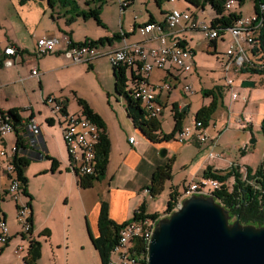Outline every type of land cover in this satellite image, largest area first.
<instances>
[{"label": "crops", "instance_id": "obj_1", "mask_svg": "<svg viewBox=\"0 0 264 264\" xmlns=\"http://www.w3.org/2000/svg\"><path fill=\"white\" fill-rule=\"evenodd\" d=\"M10 1H12L14 6L12 16L7 12L0 15V110L6 112L9 110H16V114L19 118L17 123L19 125L12 133L8 134L0 141V148L4 147L6 150H9L11 146L16 143L17 137H20L22 141V152H19L17 155L27 160V164L23 169V175L27 179L30 177L34 178V180L39 177H44V183L46 184L44 185L41 183L40 187L34 190L27 182L26 190L31 196L29 205L32 218V233L22 238V231L20 233V231L17 232L18 229L12 231L8 229L10 233H8L9 241L6 246L13 242L15 247L22 245L27 248L30 238L39 241V235L45 236L46 234L47 236L43 239L44 242L53 241V237H56L58 241L56 239L57 242L55 241V243L59 246L68 248L73 244L75 247H80V249H88L95 252L96 250L93 248L88 235L91 233L93 238L99 236L97 221L102 203L106 204L108 217L117 224L129 221L136 207H139L142 203L146 204L145 210L149 212L147 207L149 206V201L153 198L148 196V194L144 192V189L149 184L153 170L166 163L170 155H172L171 157H176V154L178 155L183 151L189 154L193 153L195 158H197L198 155L196 153L200 151L202 154L199 153V163L196 165V174L200 173L201 176L203 169L206 167L217 170L214 166V160L209 158L210 151L208 150V144L211 142H205L203 145H200V143L195 140L179 143L175 139H169L167 141L155 143L142 136L141 131L134 127L131 119L128 118L129 116L124 106V99L114 94L113 68L107 73L108 78L111 79L113 83L112 90L109 89L108 85L104 86L98 81L99 86L96 87V91H92V94L88 98L80 95L77 91L78 89L70 85L69 79L74 72L75 74L82 71L94 72L98 79L103 78L102 74L105 72L102 68V63L105 64L104 61L109 63L106 53L112 48L116 49L123 44L130 45L134 43H141L146 47L156 45L158 41L155 35L140 34L135 28L142 23L148 22L150 18H152L154 22H163L166 13L171 9H163L161 5L158 7L153 0H142L145 2V16L133 15L131 21L128 22L127 28H124L122 22V26L118 27V30L111 32H109L105 27L106 25L103 24L104 29H106V34L101 37L98 36L97 38L84 35L82 38L75 37L72 26L78 22L79 17L75 18L71 24H67L66 17L68 14L64 12L57 17L56 31H47L45 32V36H54L59 40L62 34H66L69 36L72 43H78L82 41L89 42L90 40L110 36L112 32H119L120 29L127 34L111 43H104L103 45L97 44L98 50L102 53V56L96 57L89 62L73 63L68 56L62 52V45L58 41L54 51L37 56L36 60L23 59L21 56L14 57L12 58L13 65L8 68L2 65V60L6 57L2 54V49L9 44L15 46L19 50H23L25 53H33L36 48V40H34L33 33L35 30L34 27L38 23L39 18H43L45 15L43 2L32 0L21 5L17 0ZM134 1L135 0H133V2ZM148 1H150V4L153 3L157 6L159 9L158 14L147 9ZM133 2L124 9L119 7L120 13L124 14L127 8L133 6ZM27 4H35V7H33L34 9ZM185 9L186 7L184 10ZM61 18L64 25L61 23ZM20 21L23 23L22 25H24L25 29V32L22 33L17 29V23ZM181 26L182 29L176 32L175 36L181 39L185 46H188V42L182 34V32L188 28H186L184 23H182ZM131 27H134L132 32H130ZM218 38L221 42H226L227 45L229 40L228 34H222ZM216 45L217 39H215L213 49H215ZM191 62L192 65H194V62ZM33 67L37 68L36 71L39 76H29L30 70ZM136 72L135 69L125 68L124 75L125 77L127 76L129 80L132 73ZM176 73L180 72L173 69V67H168L165 70L154 69L149 73L146 80L147 84L149 83L155 89V92H149L148 94L155 102L159 103L161 107L166 108L169 106L172 108V106H174L178 111L184 109L186 111V117L190 111L193 112V117L190 121L187 123L186 120L181 121V129H183L193 121L195 116L194 111L196 112L199 107L208 105L212 97L207 96L203 98L196 92L187 94L181 87L178 88V85H174L173 88L172 85L167 89L160 88L164 84H170V79L179 83V76ZM139 75V73H136L135 77ZM239 77V84L241 86H243L242 82L247 80L253 82L252 86H254L255 83H259L264 87V76L261 74L243 73ZM66 86L68 92L73 94L74 99L77 100V98H82L89 108L98 115L103 123V128L101 127V131V129L95 125L96 129L100 133L102 132L109 141L108 161H106L104 175L98 180L93 181L92 185L85 189L79 187V174L71 172L68 168V156L61 135L60 116L55 111H53V113L49 106L42 103L43 98L47 95H52L62 102L67 113L83 114L78 104L74 112L68 110L67 102H65L67 100L65 98L67 95L63 93ZM224 87L228 89L226 86ZM204 90H208V88L203 89L202 87L200 93ZM232 91L237 93L234 88ZM103 92L107 95L105 102L101 100V93ZM239 98L240 96L238 93L235 99H232L229 94V105L226 111L221 113V118L224 119L226 112H228V115H230L231 118L233 116L235 119L233 123L236 126L252 131V116L244 112L234 115L231 111L232 105H234ZM241 99L244 103L247 102L245 97ZM192 104H195V106L192 107L193 109L191 108ZM256 114H258L259 120L263 119L264 107L263 109H257ZM28 118L33 119L40 126V137L36 145H30V143L27 142L29 134L24 124ZM221 118L216 115L211 117V119L208 120L206 130L207 127H211L216 134H219L220 130H216L217 125L221 123L222 126L226 127L229 122L228 120H230L228 119L226 122H223ZM258 127L260 129V121ZM160 131L164 133L161 129V125ZM215 133L212 135H215ZM251 140H254V142L256 141L250 138L249 143ZM194 146L198 148L195 149ZM174 147L175 150L173 149V152L171 148ZM170 151H172V154H170ZM46 155L57 161L54 172L50 170L51 161ZM185 166H187V164ZM185 166L183 164L184 168H186ZM3 173L0 159V218L3 219L4 222L9 223L6 220L7 215L4 214L3 207L1 206V203L5 200V196L8 195L6 189L9 185V181ZM172 186L174 187V185L169 187ZM169 191L170 188L168 189V193ZM177 191L179 192L178 189ZM26 198L28 201V197ZM13 233L15 235H13ZM68 235L74 236L71 243ZM40 243L42 249V242ZM2 251L3 250L0 249V254ZM16 260L24 264L23 258L18 259L16 257Z\"/></svg>", "mask_w": 264, "mask_h": 264}, {"label": "built area", "instance_id": "obj_2", "mask_svg": "<svg viewBox=\"0 0 264 264\" xmlns=\"http://www.w3.org/2000/svg\"><path fill=\"white\" fill-rule=\"evenodd\" d=\"M174 1V0H170ZM133 0H119L121 9H124ZM234 0H226L224 8L229 11L232 8ZM203 11V9H200ZM192 13L186 8L185 10H177L172 8L165 15L163 22H146L137 26L135 29L140 34L155 35L158 43L151 47L143 46L141 43L123 44L116 49H110L106 55L109 63L113 67H125L128 69H135L136 73L149 74L154 69L165 70L168 67H173L176 71L189 74L192 70L191 59L193 57V51L185 46L183 41L176 38L175 34L182 29V23H189V30H198L203 33L204 37L209 41L217 39L222 34L226 33L229 36L228 43L224 50L225 59L221 61V68L224 72L225 86L230 89V95L232 99L237 97V93L233 92V88L236 82L239 83V79L229 76L230 73L240 74V69L244 65L251 66V58L249 53L253 46H255L258 35L264 26V14H254L253 16H240L237 18L231 26L219 28L217 26H207L204 22H197ZM134 30L131 27L130 32ZM119 33L123 31L120 29ZM69 36L62 34L58 40L54 36H43L36 39V48L33 53H25L23 50H19L13 45H6L2 49V54L6 57L2 60L4 67H11L13 65L12 58L21 56L23 59L36 60L37 56L50 53L54 51L56 44L61 43L62 52L68 56L73 63H85L90 60L102 56V53L98 50L97 45H72L69 41ZM182 43V44H180ZM142 56L145 60V68L136 67L131 64V57ZM36 67L30 70L29 76H39L36 71ZM132 73L129 78L132 84L129 87L132 90L133 96H139V104L144 111L145 118H158L161 114V105L157 102L147 100V92H155V89L148 83L142 84L135 81V74ZM160 88H168L167 84H164ZM183 91L188 94L192 91L191 87L184 85ZM42 103L51 108V111H56L60 116L61 123V135L64 142L66 154L68 156V168L71 172L79 174V176H88L90 174H97V168H95V146L96 141L93 136L95 125H90L87 122V117L81 113H67L62 102L53 97L47 95L42 99ZM19 124L12 120L11 116L6 111L0 110V141L12 133ZM29 134L27 142L30 145L38 144L40 137V126L31 118H28L24 124ZM208 139L211 142L216 141L214 135L210 136L206 132V127L201 126L198 120H193L190 125L187 126V131L182 130L181 137L178 141L183 143L190 140H195L200 145L204 144ZM22 152V147H17L15 143L9 150L4 147L0 148V159L2 164V171L4 176L8 179L9 185L6 192L16 202V216L19 225L22 228V232L26 233L29 229V222L27 218L30 216V211L26 203H19L21 196L20 188L21 183L16 177L15 167L12 162L14 154ZM209 156H212L211 152ZM261 167L264 168V162L261 163ZM220 183L213 178L201 177L197 181H192L187 187L184 188L183 193L180 194L179 199L183 196H187L191 193L198 194H210L212 191L218 189ZM144 192L148 190L145 188ZM176 204V205H177ZM264 213V207L263 211ZM156 219L145 218L142 220H136L125 224L118 231L117 243L113 247V251L109 254V258L106 264H145L146 263V251L147 241L151 234V227ZM135 230L142 231L143 237L141 240V247L139 252L132 251V247L129 246V238ZM8 228L0 218V243L6 245L9 241ZM14 253L18 259H22L26 253V248L22 245L15 248Z\"/></svg>", "mask_w": 264, "mask_h": 264}, {"label": "rangeland", "instance_id": "obj_3", "mask_svg": "<svg viewBox=\"0 0 264 264\" xmlns=\"http://www.w3.org/2000/svg\"><path fill=\"white\" fill-rule=\"evenodd\" d=\"M40 2H43L44 4L43 8L45 11V15L43 18L38 17L39 20L35 25V30L33 32L35 38L34 40H36L38 37L45 36V32L47 31H56V22L58 21L57 17L59 14L61 15L66 10L67 14L72 16L73 12L76 10L85 9V11H88L90 8H95L100 4L99 18L100 20H102V23L106 25L105 27L109 32L118 30V27L122 26V22L124 28H127L128 22L131 21L133 15L145 16L146 10L145 2L142 0H135L133 2V6L131 8H127V11L124 12V14L120 13L121 11L119 8V0H70L68 3H63L59 0H55L52 7L47 4L46 0ZM148 2L149 3L147 4V9L152 10L153 12H155V14H158L159 9L157 8V6H155L153 3L150 4V1ZM27 5H29V7H32V9H34L33 7H35V4ZM13 7L14 6L12 4V1L0 0V15L7 12L8 14H10V16H12ZM161 7L166 10L172 8H175L177 10H184L186 4L183 0H161ZM187 8L189 12L192 13L191 15L194 16L197 22H204V24L207 26L211 25V20L216 16L215 12L210 8L209 5L204 4L203 11H201L200 9H190V7ZM230 10L236 13H240V16L242 17H251L255 14L250 0L244 1L240 6L234 1ZM61 21V23L63 24L62 18ZM17 24V29L19 30V32H25L24 25H22L23 23L20 21ZM184 24L186 28L189 27L188 22ZM72 29L74 31L75 37L80 38H82L83 35L97 38L98 36L101 37L106 34V29H104V27H99V25H97L96 22L91 18L88 20H84L82 17H79L78 22L72 26ZM182 34L188 42V48H190L194 53V56L191 60L194 62V65H192V70L189 75L183 72L176 73L179 76V83H177V81L175 80L170 79V84H167L168 88L171 85L172 88L174 85H178V88H183L184 85H187L191 87L190 90L192 92L200 94L203 98L207 96L200 93V89H202V87L203 89L213 88L217 105L211 117L216 115L217 117L221 118V113L223 111L225 112L226 108L229 105L230 94V89H226L224 87V72L221 68V61L225 59L223 54L226 42H221V40L217 38V45L215 49H213V47L209 45L210 41L206 39L203 33L198 30L186 29L184 32H182ZM104 62L105 64L102 63V68L105 72L104 74H102L103 78L98 79L94 72L90 73L82 71L77 74H75L74 72V74L69 79L71 87H75L76 89H78L77 91L80 95L86 96L88 98L92 94V91H96V87L99 86L98 81H100V83H102L104 86L108 85L109 89L112 90V80L107 76V73H109L112 67L111 64L107 63V61ZM240 75L242 74L230 73L229 76L240 78ZM126 79L129 88L132 84L128 80L127 76ZM216 88L221 89L220 94L217 93ZM234 89L238 93L240 98L235 102L234 105H232L231 111L234 115L244 112L252 116V131L245 130L236 126L233 123L235 120L233 116L231 118V116L228 115V112H226V116L224 117V119H221L223 120V122H226V120L230 119L228 120L229 122L226 125L227 128L219 123L216 130H220V133L216 134L211 127H207L206 132L208 133V135L212 136V134L215 133L214 136L216 137V141L214 143L211 142V139H208L206 141L207 143L211 142L210 144H208V150L212 154V156H209V158L214 160V166L217 168V170H225L228 167H234L238 168L242 173H245L246 169L254 172L255 169L260 166L262 162H264V134L258 127L259 121H262L263 119L259 120L258 114H256L257 109H263L264 107V87H262V85H260L259 83H255L254 86L247 87L241 86L238 82H236L234 85ZM63 93L67 95L65 97L67 99L65 102H67L68 110L70 112H74L78 107L75 101L76 99H74L72 93L68 92L67 86L64 89ZM106 96L107 95L105 92L101 93V100L103 102L106 101ZM242 97L246 98V103L242 101ZM194 106L195 104H192L191 108ZM194 113L196 112L194 111ZM161 114L163 115V118ZM161 114L157 118L161 125V129L164 133H169V131H172L173 129V116L171 107H162ZM192 117L193 112L190 111L188 116L186 117L185 115L182 120H186L187 123L192 119ZM185 128H187V126ZM185 128H183V130ZM178 134L179 131L175 133V140H177ZM250 138L255 139L256 141L254 143H249ZM194 148L197 149L198 147L194 146ZM173 149L175 150V147L171 148V150ZM170 152V154H172V151ZM199 153L202 154L200 151ZM199 153H196L198 155V157L196 156L197 158H195L193 153L189 154L183 151H181L178 155L176 154V157H171L172 155H170L169 158L172 159V163H170L172 178H170V180L167 179L164 182V187L161 193H159L149 201V206L147 207L149 212H146L147 214H159V217H165L169 215L170 211L165 210L167 193L168 189L170 188L169 186L174 185V187L179 190V194H181L183 193L184 187H187L193 180L197 181L201 178L202 174L201 176L200 173L196 174V165L199 163ZM183 164L184 166L187 164V166H185L186 168L183 167ZM27 182L31 188H34V190L38 189L41 183H43L44 185L46 184L44 183V177H39L35 180L34 178L29 177V179H27ZM226 186L230 189L231 179L226 181ZM6 196L3 203H1L4 214L7 215L6 220L9 222H5V224L9 231L18 229L17 232L20 231L21 233V226L19 225V223H17L18 221L16 219V202L11 196H9V194ZM25 202H27V198L21 195L18 205ZM8 224L11 225V228ZM14 233L13 235H15ZM44 237L45 236L42 235H39L38 237L39 241L42 242V249L37 264H100L97 254L95 252H92V250L90 251L88 249H80V247H75L73 244L68 248H65L64 246L62 247L55 243L57 239L56 237H53V241L49 242H44ZM68 237L71 243L74 236L68 235ZM15 248H17V246L15 247L13 242L8 244V246L0 243V249L3 250L1 253L3 255L0 254V264H21V262H17L16 260V255L14 253Z\"/></svg>", "mask_w": 264, "mask_h": 264}, {"label": "trees", "instance_id": "obj_4", "mask_svg": "<svg viewBox=\"0 0 264 264\" xmlns=\"http://www.w3.org/2000/svg\"><path fill=\"white\" fill-rule=\"evenodd\" d=\"M19 4L23 5L32 0H17ZM43 1V0H40ZM49 6H53L55 0H46ZM63 3H68L70 0H59ZM101 1V0H100ZM154 3L159 7L161 5V0H153ZM186 4V8L190 7L193 9H203L204 4L209 5L210 8L215 12L216 16L211 20V26L219 25V28H224L231 26L233 22L240 17V13H236L234 11H227L224 8V4L226 0H183ZM239 6L246 0H234ZM87 2V1H86ZM252 3L254 12L258 14L259 5L264 6V0H250ZM99 6L95 8H90L88 11L85 9L76 10L73 12V15H68L66 17V23L71 24L75 18L82 17L84 20L93 19L96 24L103 27V23L99 18ZM188 9V8H187ZM67 14V10L65 11ZM148 22H154L152 18L149 19ZM127 33L123 32L120 34L119 32H112L110 36H105L102 38H98L96 40H90L89 42H78L72 43V45H103L104 43H111L112 41H116L121 38L123 35ZM70 39V38H69ZM264 39V26L262 31H260L258 35L257 42L255 46L251 49L249 56L251 58V66L244 65L240 69V73L247 74H261L264 76V50L262 48V40ZM182 44V43H180ZM212 47L215 45V40L210 41ZM112 66V65H111ZM113 79L114 86L113 91L114 94L120 96L124 99V106L128 118L131 119L134 127L138 128L141 131V135L146 139L152 142H161L174 139L175 133L180 131L181 129V121L186 115V111L181 109L178 111L174 106H172V120H173V129L169 133H161L160 131V123L156 118L146 119L143 109L139 104V99H135L132 94V90L128 88L126 77L124 75L125 67H113ZM136 81V78H135ZM220 88H216L218 94H220ZM202 94L205 96H211V102L203 107H199L196 111L194 119L198 120L201 126L206 127L208 120L211 118L212 113L216 108V96L212 89L202 91ZM153 99V98H152ZM155 102V100L153 99ZM76 103L80 106L82 113L86 116L90 122L94 125L98 126L100 129L103 128V123L98 115L93 112L89 106L82 100V98H77ZM9 116H11L12 120L16 123L18 122V116L16 114V110H9L7 112ZM102 131V129H101ZM260 131L264 134V118L260 121ZM22 141L20 137H17L15 145L17 147H22ZM109 141L102 132L99 135V144L96 148V175H88V176H78V184L80 188H89L93 181L98 180L101 176L104 175L106 161H108V150H109ZM46 157L51 161V171L54 172L57 166V161L50 158V156ZM12 162L15 167V175L19 179L21 183L20 192L21 195L28 197V201L26 205L29 208L30 216L27 218L29 222L28 232L22 233L21 237L24 238L25 235H30L32 233V222H31V209H30V198L31 196L27 193V179L23 175V169L27 164V160L23 157H20L17 154H14L12 158ZM170 163H172V159H168L166 163L161 166H158L153 170L152 175L149 180V184L146 187L148 190V194L150 197L154 198L156 195L161 193L164 182L170 178L171 170ZM258 166L254 172L246 169L245 173H242L238 168L230 167L226 170H214L211 167H206L202 172L203 178H213L217 182L220 183V187L214 191H212L213 198L218 201L221 205H223L228 210L229 216L235 218L238 217L239 221L242 224H264V168ZM231 180L230 189L226 186V181ZM180 196L177 188L170 187L169 193H167V202H166V211H170L174 208L178 202V197ZM146 204L142 203L139 207H136L134 210L132 218L127 222L122 223H114L109 217L106 208V204L102 203L99 210L97 227L99 231V236L93 238L92 234L89 233L88 237L92 243L93 248L96 250V254L98 256L100 264H106L109 258V254L112 252L113 247L117 243L118 231L121 227L127 224L130 221L142 220L145 218L149 219H157L159 214H147L145 210ZM45 236H47L45 234ZM141 241H139L136 245L135 251L139 252V248L141 246ZM7 245V244H6ZM40 249L41 243L37 240L30 238L28 240V247L26 248V253L23 257L24 264H37V261L40 257Z\"/></svg>", "mask_w": 264, "mask_h": 264}, {"label": "water", "instance_id": "obj_5", "mask_svg": "<svg viewBox=\"0 0 264 264\" xmlns=\"http://www.w3.org/2000/svg\"><path fill=\"white\" fill-rule=\"evenodd\" d=\"M211 194L182 196L169 215L156 219L145 264H264V224H242Z\"/></svg>", "mask_w": 264, "mask_h": 264}, {"label": "bare ground", "instance_id": "obj_6", "mask_svg": "<svg viewBox=\"0 0 264 264\" xmlns=\"http://www.w3.org/2000/svg\"><path fill=\"white\" fill-rule=\"evenodd\" d=\"M258 14H264V6L263 5H259V10H258ZM131 64H133L134 66L136 67H143L145 68V60L143 59L142 56H133L131 57ZM140 75L138 77H135L136 78V81L139 82V83H142V84H147V76L149 74H142V73H139ZM136 75V74H135ZM138 75V74H137ZM149 92H147V100L148 101H153L152 97H150V95L148 94ZM135 99H139V96H134ZM154 102V101H153ZM56 112V111H55ZM87 122L90 124V125H94L92 122L89 121V119L87 118ZM182 130L181 129L179 131V134H178V137H177V140L180 139L181 137V133H182ZM184 130L187 131V128H185ZM99 135H100V132L96 129V127H94V131H93V136L95 138V141H96V146H95V152H96V148L99 144ZM18 154V153H17ZM94 164H95V168H96V165H97V162H96V156H95V161H94ZM90 175H94V174H90ZM142 237H143V232L142 231H137L135 230V233H132L131 237L129 238V246L132 247V251H135V248L137 243L139 241L142 240ZM141 244V243H140ZM141 247V246H140ZM113 251V250H112Z\"/></svg>", "mask_w": 264, "mask_h": 264}]
</instances>
